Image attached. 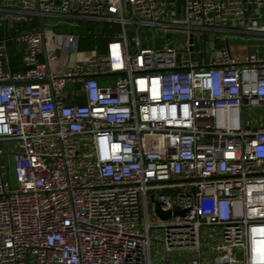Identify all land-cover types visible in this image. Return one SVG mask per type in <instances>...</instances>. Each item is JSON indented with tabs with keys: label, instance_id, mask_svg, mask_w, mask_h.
Masks as SVG:
<instances>
[{
	"label": "built area",
	"instance_id": "1",
	"mask_svg": "<svg viewBox=\"0 0 264 264\" xmlns=\"http://www.w3.org/2000/svg\"><path fill=\"white\" fill-rule=\"evenodd\" d=\"M251 7L36 0L32 15L55 27L117 33L72 65L78 35L24 33L23 74L0 44V264H264V125L242 118L264 109V56L206 38L264 32V0ZM77 84L85 102L70 104ZM150 203L169 217L151 225Z\"/></svg>",
	"mask_w": 264,
	"mask_h": 264
},
{
	"label": "crops",
	"instance_id": "2",
	"mask_svg": "<svg viewBox=\"0 0 264 264\" xmlns=\"http://www.w3.org/2000/svg\"><path fill=\"white\" fill-rule=\"evenodd\" d=\"M247 11V5L251 6L252 0H239ZM36 0H0V44L4 48L5 52V66L11 73L23 74L25 72V66L23 63V57L25 54V44L18 41V37L24 33L28 32H40L41 30L47 29L51 33L55 34H76L79 36V52L75 55V59L70 61V65L75 62H80L86 60L92 55V53L86 50L88 46L87 37H84L83 34L75 31V28H59L55 27L52 20H47L40 18L38 16L32 15V12L35 10ZM252 7L250 11L252 12ZM254 16V15H253ZM86 22L80 23L85 24ZM93 25L92 34L90 35L92 41L96 40V35H94ZM259 27L264 26L259 24ZM76 27V28H78ZM108 30V26H105L103 31ZM49 33L46 35V42L48 45L51 44ZM104 33V32H102ZM102 33H98V36H101ZM211 48L219 51L222 48H225L229 51L232 57L237 59H242L249 54L255 55L257 57L264 56V32H246L243 31L242 34L232 33L230 27L224 29V31L214 39V42L211 44L208 43L207 49ZM70 86V85H68ZM67 86V88H68ZM80 86L72 85L74 91L72 94H68V89H65V96L67 102L70 104H83L85 102L84 98L81 96L78 99H75L73 93L80 90ZM81 95V93H80ZM210 232V231H209ZM219 231L213 232L217 234L218 237ZM204 237L208 236V231L204 230ZM215 237V238H216ZM216 240V239H215ZM203 260L210 261L212 256L206 251H203Z\"/></svg>",
	"mask_w": 264,
	"mask_h": 264
},
{
	"label": "rangeland",
	"instance_id": "3",
	"mask_svg": "<svg viewBox=\"0 0 264 264\" xmlns=\"http://www.w3.org/2000/svg\"><path fill=\"white\" fill-rule=\"evenodd\" d=\"M68 28V27H67ZM93 29V25L91 23H85V24H81L78 28H75V31L78 33H81L84 35V37H87L88 40V46L86 48V50L89 52H91L92 54H94L96 51L97 52H102L106 49V41L104 40H98L97 43L95 41H92L90 37L91 32ZM112 34L113 36H116L117 33V27L115 26L114 29L112 30ZM158 33V32H157ZM159 35V33H158ZM219 35H217L218 37ZM169 37L171 39L174 38V36L172 34H169ZM203 38V36L201 37ZM207 41L209 44H211L212 42H214L215 39V35H207L206 36ZM197 45L199 43V40H197ZM104 48V49H103ZM71 58L72 60L75 59V55L73 53H71ZM100 83L105 85L108 84L107 80L105 79H101ZM68 94H72V91H74V89L72 88V85L68 86ZM78 99V98H77ZM243 122L245 125H250V126H260V125H264V109L263 108H249V107H244L243 108ZM154 206L153 204L150 203L149 205V214H148V220L149 223L151 225H157L159 224L158 219L156 218V215L154 214ZM210 231V233L213 235V230L209 229L208 232ZM204 231H202V240H203V245H205L206 243L209 245L213 242V239H209L208 236L204 237L203 236ZM159 237H161V232L157 229H153L151 231V239L153 240L152 243V254L153 256H155L156 252L159 251L161 249L160 243L157 241L159 240ZM178 253H174L170 255V262L171 263H175L177 261V255ZM185 255L182 254L183 258H188L190 256V253H184Z\"/></svg>",
	"mask_w": 264,
	"mask_h": 264
},
{
	"label": "water",
	"instance_id": "4",
	"mask_svg": "<svg viewBox=\"0 0 264 264\" xmlns=\"http://www.w3.org/2000/svg\"><path fill=\"white\" fill-rule=\"evenodd\" d=\"M251 9V6L250 5H247V11H250ZM103 26H100L99 27V30L102 29ZM42 31V30H41ZM155 213L161 218V219H166L169 217V213H166V212H162L159 208L158 205H156V209H155ZM177 214H182V213H177Z\"/></svg>",
	"mask_w": 264,
	"mask_h": 264
},
{
	"label": "trees",
	"instance_id": "5",
	"mask_svg": "<svg viewBox=\"0 0 264 264\" xmlns=\"http://www.w3.org/2000/svg\"><path fill=\"white\" fill-rule=\"evenodd\" d=\"M104 33H102L101 34V36H98L97 37V35L95 36L96 37V40H94L96 43H97V41L98 40H104V41H106V45H107V43L109 42V40H110V38H111V36H112V33H111V31H109V30H106L105 29V31H103ZM93 32H91V34H92ZM104 49V48H103Z\"/></svg>",
	"mask_w": 264,
	"mask_h": 264
}]
</instances>
